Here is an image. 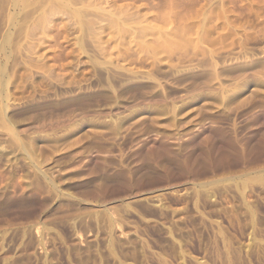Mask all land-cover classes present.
<instances>
[{
  "label": "rangeland",
  "instance_id": "rangeland-1",
  "mask_svg": "<svg viewBox=\"0 0 264 264\" xmlns=\"http://www.w3.org/2000/svg\"><path fill=\"white\" fill-rule=\"evenodd\" d=\"M171 2L0 0V264H264V0Z\"/></svg>",
  "mask_w": 264,
  "mask_h": 264
},
{
  "label": "bare ground",
  "instance_id": "bare-ground-1",
  "mask_svg": "<svg viewBox=\"0 0 264 264\" xmlns=\"http://www.w3.org/2000/svg\"><path fill=\"white\" fill-rule=\"evenodd\" d=\"M172 2H173V0H172ZM172 2H171V3H172ZM174 2H175V1H174ZM179 2H180V1H179ZM166 5H168V4H166ZM171 6H173V4H172ZM171 6H170V7H171ZM166 7H167V6H166ZM171 8H172V7H171Z\"/></svg>",
  "mask_w": 264,
  "mask_h": 264
}]
</instances>
